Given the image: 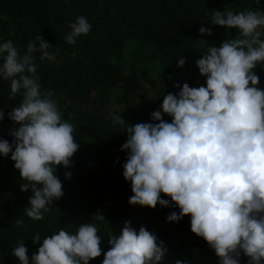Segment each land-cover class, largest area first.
Segmentation results:
<instances>
[{
    "label": "clouds",
    "instance_id": "clouds-1",
    "mask_svg": "<svg viewBox=\"0 0 264 264\" xmlns=\"http://www.w3.org/2000/svg\"><path fill=\"white\" fill-rule=\"evenodd\" d=\"M214 25L236 28L239 35L220 46H209L195 61L199 73L206 76V86H174L179 92L164 95L161 110L151 113L153 121L129 125L120 114H112L128 137L121 146L128 150L123 177L131 182L130 205L155 208L170 206L164 193L178 206L167 221L178 222L190 215L191 231L214 249L219 264H239L241 250L248 264L264 261V90L257 87L260 78L253 69L264 63V14L260 11H215ZM65 41L72 45L86 36L92 25L84 16L69 24ZM201 34L212 35L211 28L201 27ZM37 41L39 42L37 44ZM51 45L42 37L30 41L21 55L11 40L0 43V78L10 81L11 97L22 99L9 113L19 128L10 130L11 143L0 139V154L11 153L14 167L22 180L21 191L31 188L27 217L42 220L48 205L63 196V185L56 166H70L78 150L73 132L75 125L62 119L51 90L42 91L33 53L40 60L53 61ZM186 60L181 57L177 66ZM162 114L172 117L171 122ZM4 117L0 111V120ZM14 147V150H13ZM71 177L70 172L65 173ZM94 220L103 222L97 213ZM22 226L23 220L17 219ZM71 227V225H69ZM94 222L78 226L73 234L65 228L45 236L31 264H88L99 257L101 237ZM36 234L33 242L40 241ZM155 234L141 226L137 233L125 221L119 235H111L110 249L102 264H159L168 249L157 242ZM12 255L20 264H29L27 248L18 242ZM175 264H186L176 260Z\"/></svg>",
    "mask_w": 264,
    "mask_h": 264
},
{
    "label": "trees",
    "instance_id": "trees-1",
    "mask_svg": "<svg viewBox=\"0 0 264 264\" xmlns=\"http://www.w3.org/2000/svg\"><path fill=\"white\" fill-rule=\"evenodd\" d=\"M229 10L264 14V0H0V43L11 40L21 55L36 36L51 45L53 61L42 62L39 52L33 53L39 83L42 91L53 92L62 119L75 125L73 136L79 144L70 166H56L64 194L48 205L51 210L39 221L25 212L33 193L31 188L21 191L20 185L29 182L20 177L11 153L0 154V264H20L12 255L18 242L26 246L31 264L45 236L61 228L74 234L79 225L89 222L98 226L103 251L88 264H102L104 252L111 247L110 234L119 235L125 221L137 233L144 226L158 243L164 242L168 251L159 264L176 260L219 264L214 249L191 231L190 215L178 222L167 221L171 212L180 211L169 196L160 194L170 201L168 207L129 204L131 182L122 175L128 150L121 148L128 134L114 124L112 114H120L129 125L159 123L151 113L162 111L164 95L179 92L175 84L206 86V76L199 73L195 61L209 46H220L239 35L236 28L211 23L215 11ZM78 16L86 17L92 29L70 45L65 36ZM201 27L211 28L212 35L201 34ZM260 31L264 39V27ZM181 57L186 63L178 67ZM253 71L260 78L257 87L264 90V63ZM10 93V81L0 78V111L4 113L0 139L9 143L14 139L10 130L20 125L8 113L22 99L19 93L15 97ZM162 118L172 120L168 114ZM97 213L105 217L103 222L94 220ZM17 219L23 220L22 226L16 225ZM36 234L41 240L34 243ZM249 259L241 250L239 264H248Z\"/></svg>",
    "mask_w": 264,
    "mask_h": 264
}]
</instances>
